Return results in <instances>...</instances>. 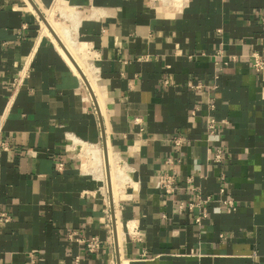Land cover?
I'll return each mask as SVG.
<instances>
[{"label": "crops", "instance_id": "crops-1", "mask_svg": "<svg viewBox=\"0 0 264 264\" xmlns=\"http://www.w3.org/2000/svg\"><path fill=\"white\" fill-rule=\"evenodd\" d=\"M60 1L88 43L94 91L29 0H0V264H264V70L251 64L264 58V0ZM75 139L131 170L115 199L82 170ZM167 157L174 194L159 189ZM200 194L210 200L179 211Z\"/></svg>", "mask_w": 264, "mask_h": 264}, {"label": "bare ground", "instance_id": "bare-ground-1", "mask_svg": "<svg viewBox=\"0 0 264 264\" xmlns=\"http://www.w3.org/2000/svg\"><path fill=\"white\" fill-rule=\"evenodd\" d=\"M35 1L39 5L40 1ZM35 1L34 3L36 4ZM29 2L32 5L30 0ZM38 5L37 7L39 9L41 7L42 11L45 12V16L42 13L44 16L42 21V33L51 37L53 43L61 47V53L69 60L70 65L76 69L82 82L89 86L92 91L96 90V68L93 64H87L83 60V56L87 53L88 43L77 39L76 28L78 26V21L72 7L60 0H56L50 8L49 6L42 7V5H39V7ZM57 10L60 11V15L67 19L69 23L58 22L54 19V14ZM75 144L76 147L81 150L82 154L89 159L84 157L85 159L82 161V170L90 173L96 179L103 181L105 184L103 188L105 190L108 186H111L115 199L117 197V192L122 190L123 186H125L126 182L132 176V172L127 167V164L116 154L117 152L115 153L111 149L107 152V147L106 155L104 156L103 150L94 144L86 143L79 139H75ZM122 237V228L118 226V239L120 242L122 241ZM122 264H127L125 259Z\"/></svg>", "mask_w": 264, "mask_h": 264}, {"label": "built area", "instance_id": "built-area-1", "mask_svg": "<svg viewBox=\"0 0 264 264\" xmlns=\"http://www.w3.org/2000/svg\"><path fill=\"white\" fill-rule=\"evenodd\" d=\"M260 24H261V28L264 31V11L261 13L260 15ZM251 57H252V66L257 70V71H261L264 70V58L262 57V55L257 52V51H253L251 53ZM27 63V61L25 62ZM24 63V64H25ZM22 65L19 69V75L18 77H16L15 81L13 82V86L17 84V82L21 79H23L26 76V65ZM164 82L166 83V85H170L172 83V81L169 78H165ZM195 87H200V84H196ZM215 87V85H214ZM210 107H214L213 103L209 104ZM224 123L227 122L225 119L223 120ZM216 122L217 120L215 119V117L211 116L207 119L206 121V129L208 130L209 134H215L217 133V128H216ZM188 139L185 138L184 136H178L175 137L172 141L173 143L176 145L177 148H179L182 144H184ZM9 145H7V143H2V147L4 149L8 148ZM212 160L214 162H220L222 160V153L220 149H216L214 152V156L212 157ZM166 163H167V167L165 169V171L163 172V178H162V182L161 185L159 187L160 191L162 193H166V194H174L175 191L177 190L178 184L175 178V170H174V161L171 157H167L166 158ZM64 164L63 162H57L56 163V168L58 170H61L63 168ZM192 177H189L188 180L190 181ZM193 189H196L195 187H193ZM226 189L225 187H220L219 188V193L220 196H222L223 201L229 205V207H232V199L229 197H224L223 195L225 194ZM198 200L196 202H190L188 204H185L183 202H179L178 204V209L179 211H182L184 208H188V209H192L194 206L199 205L201 202H208L210 200V195H198L197 196ZM206 217V211L202 210L198 213V215L195 217V221L197 223H201L202 219ZM10 216L8 214H6L5 212L0 213V220H3L4 222L9 221L10 220ZM221 237H224L223 234L220 235ZM84 246L89 250V251H96L99 247H100V242L99 239L96 236H93L91 238H87V239H82ZM75 261L77 263L78 258H75ZM35 260L33 258L30 259L29 264H34Z\"/></svg>", "mask_w": 264, "mask_h": 264}, {"label": "rangeland", "instance_id": "rangeland-1", "mask_svg": "<svg viewBox=\"0 0 264 264\" xmlns=\"http://www.w3.org/2000/svg\"><path fill=\"white\" fill-rule=\"evenodd\" d=\"M55 3V1L53 2V4ZM52 4V5H53ZM52 5H50V6H52ZM49 6V5H48ZM50 6H49V8H50ZM43 13V12H42ZM44 14V13H43ZM44 16H45V14H44ZM54 19L55 20H57L58 22H65V23H68V20L67 19H65V18H63L61 15H60V11L59 10H57L56 12H55V14H54ZM39 20H40V23H41V29H42V19L41 18H39ZM40 32H41V30H40ZM46 36V35H45ZM47 37H49V36H47ZM50 39H51V37H49ZM78 39V38H77ZM52 40V39H51ZM78 40H80V39H78ZM80 41H83V40H80ZM90 49H89V52L85 55V56H83L84 57V62L85 63H89V64H92V60H89L90 58ZM100 147V146H99ZM101 148V147H100ZM75 149H76V152H78L79 154H80V157L82 158V161L85 159L82 155H81V152H80V149L78 148V147H76L75 146ZM99 182H100V186H102V190H103V193H105L104 192V186H105V184H104V182L103 181H101V180H99ZM102 184V185H101Z\"/></svg>", "mask_w": 264, "mask_h": 264}, {"label": "water", "instance_id": "water-1", "mask_svg": "<svg viewBox=\"0 0 264 264\" xmlns=\"http://www.w3.org/2000/svg\"><path fill=\"white\" fill-rule=\"evenodd\" d=\"M32 2V5L34 7V9L36 10V12L38 13L39 17L43 20L44 16L42 14V12L40 11V9L37 7V5L34 3L33 0H30ZM103 150H104V156L106 155V145H103Z\"/></svg>", "mask_w": 264, "mask_h": 264}]
</instances>
